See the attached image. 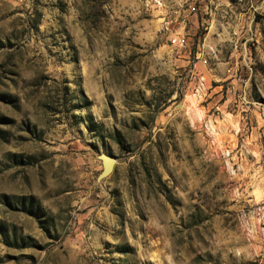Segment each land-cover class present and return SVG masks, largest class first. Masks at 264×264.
Masks as SVG:
<instances>
[{
	"label": "rangeland",
	"instance_id": "374dc122",
	"mask_svg": "<svg viewBox=\"0 0 264 264\" xmlns=\"http://www.w3.org/2000/svg\"><path fill=\"white\" fill-rule=\"evenodd\" d=\"M0 264H264V0H0Z\"/></svg>",
	"mask_w": 264,
	"mask_h": 264
},
{
	"label": "water",
	"instance_id": "95a60500",
	"mask_svg": "<svg viewBox=\"0 0 264 264\" xmlns=\"http://www.w3.org/2000/svg\"><path fill=\"white\" fill-rule=\"evenodd\" d=\"M100 158L102 160L103 169L98 176L99 179L109 174L113 170L115 164V158L110 155L102 153L100 154Z\"/></svg>",
	"mask_w": 264,
	"mask_h": 264
},
{
	"label": "built area",
	"instance_id": "2783aa9c",
	"mask_svg": "<svg viewBox=\"0 0 264 264\" xmlns=\"http://www.w3.org/2000/svg\"><path fill=\"white\" fill-rule=\"evenodd\" d=\"M210 1H215V0H210ZM191 9L195 10V6L194 5H190ZM176 40V39H175ZM181 43H183L184 39H179Z\"/></svg>",
	"mask_w": 264,
	"mask_h": 264
}]
</instances>
